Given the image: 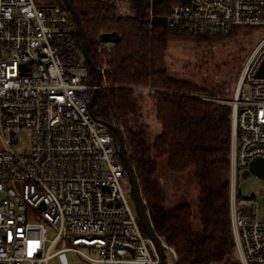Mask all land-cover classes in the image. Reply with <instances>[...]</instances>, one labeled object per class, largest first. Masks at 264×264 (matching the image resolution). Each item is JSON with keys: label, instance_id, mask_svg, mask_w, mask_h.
Wrapping results in <instances>:
<instances>
[{"label": "built area", "instance_id": "1", "mask_svg": "<svg viewBox=\"0 0 264 264\" xmlns=\"http://www.w3.org/2000/svg\"><path fill=\"white\" fill-rule=\"evenodd\" d=\"M69 15L62 4L0 0V264H50L55 257L68 264L67 251L83 259L78 264H160L139 224L113 132L88 109L94 88L107 86V53L115 43L97 45L96 85ZM161 17L168 27L189 33L264 30V0H188ZM263 63L264 32L227 101L231 220L247 264H264V215L258 208L264 188L245 205L236 186L238 173L264 157ZM23 133L30 138L25 151ZM158 237L170 255L165 264H175L176 250ZM58 242L69 246L52 251Z\"/></svg>", "mask_w": 264, "mask_h": 264}, {"label": "trees", "instance_id": "2", "mask_svg": "<svg viewBox=\"0 0 264 264\" xmlns=\"http://www.w3.org/2000/svg\"><path fill=\"white\" fill-rule=\"evenodd\" d=\"M69 1L79 13L96 65L101 64L99 34L116 31L120 35L107 53L111 71L106 74L107 86L96 91L92 114L121 129L150 222L156 234L176 250L175 264H243L230 211L231 105L209 99L206 96L216 93L192 80L173 77L166 66L171 41L200 48L210 45L208 34L170 28L161 17L173 5L188 0H127L126 15L118 13L115 0ZM70 18L81 46V31L71 14ZM89 70L95 81L90 65ZM138 87L149 88L147 93L154 97L160 129L153 138L143 121ZM163 161L169 173L186 175L195 184L194 205L167 207V192L158 173Z\"/></svg>", "mask_w": 264, "mask_h": 264}, {"label": "rangeland", "instance_id": "3", "mask_svg": "<svg viewBox=\"0 0 264 264\" xmlns=\"http://www.w3.org/2000/svg\"><path fill=\"white\" fill-rule=\"evenodd\" d=\"M41 4H61L60 0H35ZM117 11L126 15L129 13L127 0H115ZM70 13V12H69ZM70 16V15H69ZM74 28V24L72 23ZM264 30L254 26H237L229 33L208 34L210 45L201 47L197 44L182 41H171L166 55V66L170 75L176 78H185L210 89L216 93L215 97L206 96L209 99L226 102L235 93L239 76L249 54ZM140 88V87H138ZM136 95L140 99L143 121L151 128V138L159 132L160 126L155 119L154 97L137 89ZM30 138L23 133L21 141H24L22 150H27ZM159 178L167 192V207L179 203L194 205L197 199L195 184L186 175L176 176L168 172L166 163L159 165ZM238 201L245 205L257 190H263L264 178L254 174L247 177L242 171L237 175ZM259 215H264V196L258 198ZM231 210V209H230ZM35 219L39 220V217ZM232 221V220H231ZM52 237L54 232L48 230ZM69 246L66 242H58L52 247L56 251ZM169 259L170 255L165 253ZM68 264H78L83 261L73 251L66 252ZM50 264H62L58 257L52 258Z\"/></svg>", "mask_w": 264, "mask_h": 264}, {"label": "water", "instance_id": "4", "mask_svg": "<svg viewBox=\"0 0 264 264\" xmlns=\"http://www.w3.org/2000/svg\"><path fill=\"white\" fill-rule=\"evenodd\" d=\"M70 14L73 16L77 26L79 27L81 34H82V43H81V48L82 51L85 55V58L89 65L91 66L94 74H95V84L99 85L100 80H101V73H100V67L94 63L92 60L89 49H88V44H87V34L85 31V28L82 24L81 18L79 16V13L75 9V7L72 5V3L69 0H62ZM98 40L101 42H112V43H117L120 40V35L116 31H111V32H103L99 34ZM26 65V64H25ZM23 65V66H25ZM260 74L264 73V63L262 64V67L260 69ZM96 91L97 87L94 88L92 91V94L87 102L88 104V109L90 112H92V107L95 101L96 97ZM117 137V143H118V152L119 155L123 161L124 167L126 169V172L128 174V178L130 180L131 186H132V194H133V200L135 204V208L137 211L138 218L140 220L141 226L144 230V232L147 234V236L152 240V242L155 245V248L157 250V253L160 258V264H165V253L164 249L162 247V244L160 242V239L156 232L153 229V226L150 222L148 212L145 208V205L143 204V197L141 195V190L139 186V182L136 178L135 171L129 161L126 148H125V143H124V137L121 132V129L114 123H109V122H103ZM250 174H254L260 178H264V157H255L253 158L249 164L248 167L242 170V175L244 177H247ZM234 181V180H233ZM241 256V255H240ZM243 264H247L243 257H241Z\"/></svg>", "mask_w": 264, "mask_h": 264}]
</instances>
